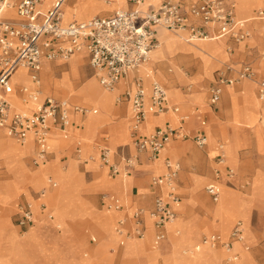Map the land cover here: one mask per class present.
I'll return each mask as SVG.
<instances>
[{
    "label": "crops",
    "instance_id": "1",
    "mask_svg": "<svg viewBox=\"0 0 264 264\" xmlns=\"http://www.w3.org/2000/svg\"><path fill=\"white\" fill-rule=\"evenodd\" d=\"M55 1L56 0H53L47 6V8L42 9V5H41L39 6V9L42 12H46L52 7ZM66 1L68 0H65V2ZM242 1H247V0H242ZM69 3L72 4L73 0L72 1L70 0ZM129 8H131V6L125 2V8H122V9H129ZM258 8L264 9V6H262L261 8L256 7L257 10L252 12V15L254 17L257 11L259 10ZM62 11L64 14L65 11H64L63 6H62ZM112 11L114 12L117 10H114V8H111V9H106L103 11L99 10L97 12H90L88 14H85L84 20H77L75 18H72L69 20L65 17V14H64L63 24L67 25L71 22H83V21L90 20L94 17H108L113 14ZM105 12H111V13L100 14V13H105ZM11 13H12V17H8L5 13L3 17L9 18V19H15L17 16L15 15V11L13 9H11ZM73 15H75V12H73ZM238 18L244 20V18L242 17H238ZM260 23L264 24V22L254 19V22H252L249 25V27L246 26L253 33L254 39L251 41H248V39H246L245 41L255 44L257 46V48L254 51L255 55L258 54L260 49L264 51V28H259L256 26V24H260ZM158 33H159V30L157 32V41L159 44ZM223 40H224V44H227L229 42L234 43L233 41L228 40V39H223ZM245 41L239 44H244ZM154 51L152 52L151 56L153 55ZM228 51L229 53H232L231 48ZM217 52H221V57L223 58L222 63L231 60L229 55L224 51L223 44H218L216 46L211 47L207 55H205V53L204 54L202 53L203 58L208 59L212 63L210 72L201 71V73L194 76V74L196 73V70L194 69V67L191 66L194 69L193 76L190 78V82H189L190 84L192 83L194 86L192 91L191 92L184 91L181 88L183 85H180L179 87L185 99L184 106H180L182 110H180L179 105H176V104L170 105L167 100V106L169 108L171 109L178 108V112H176V114L183 115L185 113L186 114L191 113V115L193 116L192 117L193 121L190 122L191 120L190 121L188 120L187 122V120H185L183 123H180L179 121L173 118V113H175L173 111H169L168 113H165L166 116L160 119L157 117L163 114H160V115L151 114L153 118L149 121V124H146L145 123L146 121H145L142 125L141 131L138 130L137 132L138 136L143 137V136L148 135V133L153 132L157 128H166V127L177 128L179 125H182L183 129L186 130V127H187L186 124H187L191 126L189 129H187V131H189V133L192 134V136L200 135V136H205L207 138L208 136H207L206 128L209 127V133L214 138V141H216V143L214 144V150L209 149L208 140L204 147H199L194 143L196 145L195 147L192 145L191 142L175 139L174 140L175 142H173L174 144H172L171 148H168V149L170 152L176 150L178 153L177 154L178 156L176 159H171L169 156H165V158H163L162 160L163 167L160 170H157V166L155 165L156 162L160 160V157L158 158L156 162H149L145 155H140L138 164L130 172V174H128V175L133 174L134 178L131 180V185L129 189L126 191V195L130 199L131 206L144 207V208H147L148 210H151L153 207V201L155 197L161 194L163 191L160 188L152 187L150 181L147 186V181H148L149 176L150 175L158 176V175L163 174L165 172V168H164L165 160H171L175 162L180 161L181 167H180V172L178 174L177 184H178V192L180 189L181 192L185 194V197L183 198L182 197L183 194L179 192L180 198H181L180 203L183 200H185V202H184L183 207L179 209V211H177L178 206L175 208L176 216H178L179 214L182 216L183 219L184 218L187 220L192 219L198 226H204L205 224L214 222L215 221L214 216H213L214 205L219 203V201L221 200V195H222L221 184L224 185L225 187L231 190V192H225V195H226L225 201H227L230 198L234 199L236 204L239 207V210H238L239 213L236 216H232L230 223L227 221L228 218H227L226 213L224 214L223 217L216 219L217 221H219L218 227L219 229H221V231H224L228 228V235L226 238L221 236L218 232H212L211 234H205V235H208V236L214 235V236H217L221 242H227L229 241L230 232L232 231L233 227L235 226L237 222L241 221L243 225L244 242L243 243L233 242L231 247H233V253L238 256L237 264H254L252 261L251 253L248 251L249 248L247 244L256 243L261 238L262 233H264L262 232L264 231V228H259L258 225L255 226L253 224L252 207L254 206L255 203L264 200V198H255L254 202H252L251 204V199L249 198V196L251 195V188L253 186L264 185V166L262 167L259 166L258 168H254L253 163H252L253 162L252 157L254 156L252 155V153H254L257 156L256 157L257 160L260 159V161H264V130L259 128V124L261 122H257L258 120L257 116L259 115L258 112L264 113V111H262V109L259 110L256 102L252 101V97L256 95V90L253 87V85L251 83L243 82V81L238 82L239 84L236 83L237 85L234 84L232 86L223 87L219 100L216 103H211L210 89L215 85L219 74H217L216 77L213 78V81L211 82L207 90L204 88L205 85L203 83V79L211 78L213 68L216 67L217 63H219L213 58V55L216 54ZM79 55H82L83 58H86L88 60V65H89V56L86 51H81L79 53H76L72 55L70 58L73 59L74 57L79 56ZM203 58H200L197 60L203 62ZM260 60L261 59L256 60L254 62V70L257 73V76L264 74V71L258 72V62ZM57 61L59 60L54 61V60L42 59L40 70L36 73V76L39 80L38 85L35 84L32 79L34 72L30 68L20 67V68H26L28 77L33 83V87H23L22 85L16 83L15 87H16V94L18 98L19 99L25 98L23 97L24 94L22 93V88H27L30 91H38V100H37L38 102L32 101V102H29L28 104H25L24 102L26 109H32L35 105L43 103L45 98L47 97H53L56 100H63V99H57L60 97L56 98V96L53 95L55 92V86H54L55 84L52 81L57 80V79L60 80L63 77L62 75H59L56 77L55 69L59 67H63L62 70H64L67 67L66 65L58 66L59 64L57 63ZM212 61H216L217 63H213ZM175 63L178 65V67H180V69L182 66H185L182 63H179L177 61ZM164 64H165V71L172 72L171 64H168L166 62ZM47 65H51L54 68L53 73L49 71ZM168 66H170L171 68L167 69ZM82 69L85 72V76L78 78V80L74 79V84L76 87L79 82H81V85L79 86L81 87L89 79L92 78L86 75L88 74V72L86 73L85 66H83ZM139 70L140 68L128 73L126 76L121 77L118 80L115 86L117 89L116 91L117 97L122 96L126 90H134L136 81L139 77L142 78L141 84L143 85L145 90L149 92L152 81L147 82V78L145 81L143 77L141 76V72H139ZM41 72H42V78L40 75ZM227 75L231 76L230 72L227 73ZM97 82H98V85H100L99 81ZM242 82L245 84H242ZM11 86H12V89L14 90V86L12 85V82H11ZM163 86L165 87V85ZM231 88H234L235 93H236V96L233 99H230L227 96V91L228 89H231ZM40 92L45 96H41ZM236 99L241 102V105H240L241 107L239 108L234 107V101H236ZM65 101H67L70 104L69 125L66 128V130H61L58 126H53L51 128V132L49 135L50 138H49L48 146H47L48 155H47V158L43 162H40L37 165L34 164L36 144L33 138L30 139L29 147H26L25 144L18 143L14 139H13L14 142L4 143L5 147L2 144L3 149L0 151V162L5 167V177L0 180V214H1L2 208L4 209L12 208V214L10 215L9 219L8 217H6V215H3L2 217H0V256L2 254L1 247L3 246V244H7L6 241H10L12 237L15 236L16 234L19 235V232H17L16 230V227H18L17 221L19 217L18 207L20 205H24L28 203V204H31L32 206L33 223L25 231L29 233L30 235V239L25 248V251L26 252L34 251L38 253L41 256L43 262L46 264H55L54 262H56L57 260L63 262L64 264H73L75 260L86 261V260L78 259L82 255L83 250L80 252L82 245H79L78 242L75 241L74 237L68 235L67 229H66V227L68 228V225L70 222L72 221L78 222L82 220H88L90 224L92 225V228L94 229V231L96 233L99 232L98 234L101 235V239L104 238L103 246L99 250L97 249L96 251V254L99 255L100 258L99 260L94 261L92 264H122L123 259H126V257H129V256H131V258H134L137 253H140V259L142 261H145L148 264H152L154 262L153 260L144 259V256L142 254L143 250L139 248L141 244L132 245L135 242H138L141 240L132 241V242H124L125 238L127 237V234L132 233V227L129 226L128 223H126L124 226V233L117 234L115 232L116 236L112 233V229L110 233H105V232H102L97 227L96 224L102 221L105 215L106 217L108 216L110 217V219H112L111 220V225H112V222L114 220V217L112 216V214H110L112 212L99 211L95 209L92 204L84 201L81 198V195L84 192H86L87 194H94L97 191H106L105 188L100 183V180L102 177V173L100 172V170H92V171L86 170L87 172H91L92 175L94 176L93 181L87 184L82 176V185H80L77 195L73 194L71 196L74 199L69 198L68 196L69 195L68 193L71 192V190H69V186H65V189L59 194L56 200L59 206L58 213H60V215L64 217L65 222H66L65 227H63L64 229H62L61 231H59V229H61V225L54 221L55 218L53 217L52 214H49L46 216L42 213V211H46L47 209V203L43 199V196L46 193L45 191H48V192L53 191L56 189V187H51L48 185L42 188L34 196L31 195L32 190L36 188L32 186V184L28 181V176L26 175L29 171H31L28 168V160L30 156H32L31 163L35 167V169L39 167L40 165L47 163L48 158L51 154H54L53 159L51 161H55L57 158V154L54 151H52V147L54 146V143L51 139V135L54 133H58L64 139H66V136L68 137V131L70 129L72 132H74L76 131V128H81V125L79 124V122H77V115H80V118H86L88 116L87 111L86 113H78L73 110V106H77L83 110H87L86 108L76 105L74 102H70L68 100H65ZM115 102L118 103V105H116L115 103V106L119 107L121 111V115L124 116L128 112L131 118V111H130L129 104L125 101L118 102L117 99H115ZM224 103L226 104L225 109L222 108V105ZM83 105H86V104H83ZM217 107L221 108V110L218 112H217L218 110ZM112 113L116 115L115 110H113ZM117 119L118 118L115 117L113 123ZM124 124L125 122L124 120H122V123L118 124L121 126H118L117 128L118 129L119 127L122 128ZM129 129H130V121H129ZM106 131L107 130H105V128L101 129L100 131H96V133L93 136V141L96 142V140L99 137H102L103 134L106 133ZM224 135H227V136L229 135L232 141H235L239 144L238 149H237V165H236L237 169H234L232 166L226 163L225 167L233 169L235 173L231 177H229L226 173V168L224 167L221 169L220 175L216 177L213 171L214 169L213 167L212 168V178H210L208 184L205 186V192L214 204L212 205L208 204L206 200H201L200 201L201 204H200L199 200L201 199L200 197L202 196L201 190L203 189V186L205 185V183L208 181V177L210 174L211 160H213V164L215 165V159L218 153L217 145L218 143H221L218 141H223L222 137ZM4 136L5 138L12 139L10 137H7L4 134V132L0 130V138H3ZM121 137H122L121 134L117 135L118 140L119 139L121 140ZM131 138L132 137H130V139L127 140L128 141L127 143L123 144L126 146L122 147L121 144L117 145L116 147L117 149H115L112 152V159H114V161L115 160L118 161L119 158H123L124 156L132 157L136 154L135 148L134 146H132ZM72 140L73 138L71 137L68 138V141L64 145V149L61 151V153L65 152L64 150L68 148V145L71 144ZM130 143H131V146H130ZM224 145L226 146V143H224ZM2 146L0 145V147ZM91 148H96V147L90 146L88 148L86 155L90 153ZM224 151H225V154L227 155V149H225ZM77 153H79L78 150H77ZM94 154H95L94 156L97 157L98 162L102 166H105L100 162V158H99L100 147H97L94 150ZM86 155L80 156V157L85 158ZM70 161L72 162L71 163L72 167H74L77 170L76 161L73 159H71ZM154 169H156V171ZM106 170L110 176V179H114L115 177L117 178L121 176L122 174L121 172L120 174L113 176L110 173V170L108 167ZM245 178L249 179V190L246 193L241 192L240 190H237L236 188H234L236 187L235 186L236 184L239 185L243 183ZM53 181L55 182V180ZM210 185H214L218 188L219 200L217 202L213 201L212 197L206 191V187ZM111 190L114 192L121 191V188L113 186ZM42 191H44V193H42ZM197 194H199L198 195L199 197L197 196ZM42 204L45 205V208L43 210L41 209ZM101 204L102 206H104V202L102 200H101ZM250 204H251V208H250ZM101 213H106V214L101 216ZM35 214L37 216V220H35ZM121 215L122 214L120 213L117 215L119 217L116 219L115 224L118 225ZM49 216H52L51 219L49 218ZM94 216L97 217L96 221H93L91 219ZM237 218H242L244 222L241 219H237ZM143 221H144L145 230L147 231L149 226H152V222L149 221V219L146 216L144 217ZM53 222H55L54 226L51 225ZM58 225L60 226L59 229H57L56 227ZM19 230L21 232L20 228ZM115 230H116V227H115ZM153 233L155 234L154 230H153ZM202 234L203 233H200L199 236ZM165 235H166L165 240L158 244H156L153 239V242H152L153 246L154 247L163 246V244L167 241L168 232H167L166 227H165ZM221 237L224 240L226 239V241L224 240L222 241ZM198 238H196V240ZM137 239H140V238H137ZM196 240H194L193 242H195ZM90 241L92 243H95L96 242L95 237H92ZM113 244H118V246L121 248L119 249V252L115 254H108L107 248H109V246ZM199 248L204 249V250L206 249L208 251H204L201 256L198 255L197 260L191 261V260L182 258L179 255V250L177 252V250L175 251V249H173L171 245H167L165 249L162 250V255L166 257L174 251V257H172L173 261L171 260V258H168V261H172V263L167 262V260L164 262L160 260V261H157L156 264H175V263L177 264H221V262L224 261V258L227 255V253L224 252V250H223V254H221L219 251H217L218 249L216 248L211 249L207 245L202 244L201 241L199 242L198 246L194 247V250L188 251L187 255L192 256L194 252L200 250ZM106 249H107L106 251L107 253L105 252ZM84 256L86 257L87 254H85ZM243 256L246 259H249L248 262H245V261L240 262ZM57 263L61 264L60 262H57Z\"/></svg>",
    "mask_w": 264,
    "mask_h": 264
},
{
    "label": "built area",
    "instance_id": "2",
    "mask_svg": "<svg viewBox=\"0 0 264 264\" xmlns=\"http://www.w3.org/2000/svg\"><path fill=\"white\" fill-rule=\"evenodd\" d=\"M44 0H0V130L7 137L24 144L29 135L36 144L34 164L43 162L48 155L47 141L53 126L66 130L69 125L70 104L65 100L45 98L36 110L31 113L12 111L5 95L11 89V76L19 67L30 68L35 84H39L36 73L40 70L42 59L68 60L72 55L86 51L89 65L97 75L99 84L111 90L121 77L137 70L148 62L152 51L158 46L157 32L165 29L170 32L185 31L188 41L204 39H228L236 44L245 41L250 33L246 20L239 19L235 12L234 0H159L156 4L146 0H124L131 6L129 9L114 11L108 17H94L83 22H62V4L65 0H56L52 7L42 12L39 6ZM13 9L15 19L4 18L6 10ZM254 19L264 22V9H259ZM231 71L219 73L215 85L210 89V101L216 103L222 93V88L236 84L239 80H253L256 74L249 64H244L236 72V76H228ZM142 79L138 78L134 90H126L117 101H125L131 109L130 131L132 144L136 154L124 156L121 169L111 163L112 152L106 146L100 148V162L108 166L113 176L130 174L138 164L139 156L145 155L149 162L160 157L161 150L172 140H185L190 136L185 134L182 125L177 128H157L146 136L137 135L138 127L148 114H159L171 108L167 106L165 87L153 80L149 92L143 87ZM257 95L264 102V77L257 82ZM23 97L36 101L38 91L22 88ZM78 113L85 110L73 106ZM178 112V108H172ZM185 119L179 118L183 123ZM199 147L207 143L205 136H192ZM80 146V143H77ZM80 152V150H78ZM226 166L223 146L218 145L215 159L214 174L218 177L221 169ZM165 172L151 177L154 188L166 187L155 197L153 207L149 210L152 227L155 232L156 244L165 240V224L176 216L175 208L180 203V194L176 184L180 172V164L175 161H164ZM226 168V167H225ZM229 177L233 169L226 168ZM48 185L56 187L53 180ZM213 201L219 200L218 188L214 185L206 187ZM44 193V191H42ZM108 209L120 210L122 205L111 195L102 197ZM45 205H41L43 210ZM31 204L18 207L17 226L24 233L33 223ZM145 214L142 208H137L131 215L133 221L132 233L127 237L142 238L145 234ZM49 218H51L49 216ZM125 219H121L116 227L118 234L124 233ZM242 225L237 222L230 232L229 241L221 242L217 236L211 235L203 239L212 247L221 246L227 252L225 264H236L238 256L230 252L234 241L241 240Z\"/></svg>",
    "mask_w": 264,
    "mask_h": 264
},
{
    "label": "rangeland",
    "instance_id": "3",
    "mask_svg": "<svg viewBox=\"0 0 264 264\" xmlns=\"http://www.w3.org/2000/svg\"><path fill=\"white\" fill-rule=\"evenodd\" d=\"M47 1H49V3H51L53 0H47ZM92 1L100 2L101 3L100 10H102V11L106 10V9H111V8H114V10H119V9L125 8V2H123V1H117V2H110L109 0H92ZM152 1H154V0H152ZM234 1H235L236 15L238 17H242V18H244V20H246V22H247L246 26L247 27H249V25L252 22H254V16L252 15V12L257 10L256 7L261 8L262 6H264V0H247V1H244L246 3V5H245L246 11L241 12V11H238V8H237L238 0H234ZM64 11H65V9H64ZM106 13H111V12H105V13H100V14H106ZM64 14L66 17V11L64 12ZM248 15H249V17H248ZM250 19H252L251 20L252 22L248 21ZM78 20H83V19L78 18ZM256 26L259 28H264V24H261V23L256 24ZM248 31L250 33V36L248 37V41H251L254 38V35L249 29H248ZM179 32H177V33H179ZM160 33H161V31L159 29V33H158L159 43H160V37H159ZM182 33H184V36L187 37L186 32H182ZM165 36H167L168 38H172V37L175 38L178 35H176L174 33L173 34L168 33ZM222 41H223L222 44H223L224 51L229 55L231 60L222 63L223 58L221 57V52H217L216 54L213 55V58L216 61H218L219 63H217L216 61H212L213 63H217L216 67H214L212 70V76H211V78L203 79V83L205 85L204 88L206 90L208 89L209 85L213 81V78L216 77L217 74L225 72L227 67L231 68V71H230L231 76H236L235 75L236 72L238 70H240V68L244 64H249L252 67L253 71L255 72L254 62L256 60L261 59L258 62V72L264 71V51H262V49H260L258 54L255 55L254 51L257 48V46L255 44H252V43H249L246 41L244 44H235V43H230V42L227 44H224L223 39H222ZM182 43H183V41H182ZM205 43H208V42H205V41L204 42L203 41L192 42L191 45L200 46L201 44H205ZM230 48L232 49V53H229V51H228ZM156 50H158V47L156 48ZM177 56H175V57H177ZM200 58H203V54L191 55L190 58L188 59V61L183 62V65H185L186 67L182 66L181 69H180V67H178L179 71L186 78L185 85L181 84V85H183L181 88L184 91H187V92L190 91L191 92L193 87H194L192 83L191 84L189 83L190 78L193 76L194 69L196 70V73L194 74V76L201 73V71H204V72L209 71L210 72V68L212 65L211 61H209L206 58L205 59L203 58V62L197 60ZM70 59H72V58H69L67 61L66 60H59V61H57V63H62L63 65L68 66V64L71 61ZM84 59H85V70H86V73L88 72V74H86V75L88 77H92L89 80H95V79L97 80V75L89 67L88 60L86 58H84ZM172 61H173L172 55L163 56L161 58L160 63H158L151 56L150 60H149V71L147 72V74H146L147 77L145 76V78H147V82H149V80H152V78H153V80H156L160 84L162 83L163 85H165L167 93H168V103L170 105H172V104L179 105L180 110H182L180 106H184V100L185 99H184V96L182 95L181 90L179 89L180 83L174 81V77L172 78L171 75L174 72L173 69H172V72L165 71V64L164 63L166 62V63L172 65V63H171ZM192 61H194V62H192ZM191 66L194 67V69ZM170 68H171L170 66L167 67V69H170ZM62 69H63V67H59V68L55 69V76L56 77L60 75V71ZM153 69H157V70H153ZM64 70H62V71H64ZM158 71H161L162 74H161V72H158ZM255 74L257 76L256 72H255ZM40 75L42 78V72ZM262 76H264V74L257 76L256 78H253V80H239V81L251 83L256 90L255 96L259 99V97L257 95L256 82ZM243 82H242V84H245ZM19 84L22 85L23 87H33V83L31 82V80H28L26 82H21ZM85 84H83L81 87H83ZM80 85H81V82H79L77 84V87H79ZM81 87H79V88H81ZM99 87L105 93L112 94L114 96L113 97L114 103H116L115 102V99H117L116 87L111 91H105L103 89V87L100 85H99ZM172 88H174L176 92L178 91L180 95L173 96L172 92H171ZM228 92H231L232 94L228 93ZM15 95H16V97H18L16 94V87H15ZM40 95L45 96L43 94H40ZM53 95L56 96V98L60 97L57 99L68 100L70 102H74L76 105H79L81 107L86 108L87 110H85V111L88 112V116L86 118H80V115H77V122H79V124L81 125V128H76V131H74V132H72L70 129L68 131V137L66 136V139H64L60 134L58 135V136H60V139L58 140L57 143H54V146L52 147V151H54L57 154V158L55 161H51L53 159V156H54V154H51L48 158L47 163L40 165L39 167H37L35 169V167L31 163V157L32 156H30V158L28 160V168L31 171H29L26 175L28 176V181L32 184V186H34L36 188V189L32 190V192H31L32 196H34L36 193H38L42 188L48 186V181L51 179L55 180V182L57 184L56 189L52 191V192H54V195L52 196V200H53L52 202H50L46 198L48 193H50L51 191H49V192L45 191L46 193L43 196V199L47 203V209H46V211H42V213L46 216L49 214H52L53 217L55 218L54 221L61 225V229H59V231L64 229L63 227H65L66 222H65L64 217L62 215H60V213H58L59 212V206L56 202L59 194L65 189V186H69V190H71V192H69V190H68V192H69L68 196H69V198L74 199L71 196L73 194L77 195L79 187H80V185H82V176H83L85 182L87 184H89L90 182L93 181L94 176L92 175L91 172H87V171L100 170V172L102 173L100 183L105 188V190L107 192L106 191H97L94 194H87L86 192H84V193H82L81 198L84 201L92 204L94 206V208L99 210V211H108V212H113V213H114L113 208L108 209L106 207V205L102 206L101 200H102V197H104L105 195H110V194H111V196L113 195L115 198H117V200L122 205V208H121V211H118V213L117 212L115 214L110 213L114 217V220H113L112 225H111L112 219H110L107 231L111 232V229H112V233L116 236L117 232L115 230V227H117V224H115V221L119 217V216H117L119 213L122 214L120 220L125 219L126 223H128L129 226L133 227V224H132L133 221L131 220V215L134 212V210H136L137 208H142L145 211V213H144L145 216L147 218L151 219L149 216V212H148L149 210L147 208L131 206L129 198H128V201L125 203V201H124L125 192L123 190H121L120 192L119 191L114 192L110 189V187H112L116 184V181L118 179L121 178V180H119V183H123L122 179H127V180L133 179L134 175L133 174L127 175V174L122 172L121 176H119L117 178L115 177L114 179H110V176L106 170L107 167L102 166L98 162L97 157L94 156L95 155L94 150L97 147L101 148V147L106 146V147H109L111 152H113L115 149H117L116 148L117 145L121 144L122 147L126 146L123 144L127 143L128 142L127 140L130 139V136H131V132L129 129L130 116H129L128 112L126 115H124V116L121 115L119 117H117L114 114L109 113L108 117L106 116L105 119L100 120L97 123V125H96L97 129H95V132H93L92 128L86 129L88 126L87 120H88V118H90L92 116V114H94L93 108L97 105V103H95V105H94L93 102L81 100V99L77 98L74 94H68L61 89L55 90ZM227 96L230 99H233L236 96L235 89L234 88L228 89ZM255 96H253L252 99ZM5 98L9 102L11 109L13 111L26 109L24 102H22V99H20V100L23 104L21 102L14 103V101H12L13 100L12 97H10L8 94L5 95ZM83 104H86L87 106L83 105ZM262 104H264V102H262ZM116 105H118V103H116ZM240 105H241V102L236 99V101H234V107L239 108V107H241ZM115 107H118V106H115ZM225 107H226V104L224 103L222 105V108L225 109ZM217 109H218L217 112L221 110V108H219V107H217ZM165 116L166 115L163 114L157 118H164ZM115 117H117L118 119L113 123ZM125 117H128V122H127L126 126H123L122 128L119 127V129H118L117 127L121 126L118 124H121L123 118H125ZM180 117H183L185 120H187V122H188V120L189 121L191 120L190 122L193 121V118H192L193 116L191 115V113L190 114L185 113L183 115H178L176 113H173V118L175 120L179 121ZM152 118H153L152 115L148 114L145 123L149 124V121ZM257 119H258L257 122H261L262 124H264V115L261 116L259 114L257 116ZM82 124L85 126L82 127ZM186 126H187L186 132H184V133L188 134L190 137L183 140V141L191 142L192 145L196 147V145L194 144V141L192 140V134H190L189 131H187V129H189L191 126H189L187 124H186ZM103 128H105V130H107L106 133L103 134V136H105V137H103V136L99 137L96 140V142H94L93 141L94 134L96 133V131H100ZM141 129H142V127L140 128V131H141ZM206 132H207V136H208L207 140H208L209 149L214 150V144L216 143V141H214V138L209 133V127L206 128ZM118 134H121V136H122L121 140L120 139L118 140V138H117ZM70 137L73 138L71 144H69L68 148L64 150L65 152L61 153V151L64 149V145L66 144V142L68 141V138H70ZM230 138L231 137L229 135L228 136L224 135L222 137L223 141H218V142H221V143H218V145L223 144V149L224 150L227 149V155L225 154L226 163H228L234 169H237V167H236L237 158H234V159L232 158L231 153H230L229 144L226 141L227 139H230ZM28 139H26V141ZM177 140H181V139H177ZM131 141H132V139H131ZM173 142H175V141L169 142L166 146H169L168 148H171L172 144H174ZM77 143H80V146L77 145ZM224 143H226V146L224 145ZM218 145H217V149H218ZM90 146L96 147V148H91L90 153L88 155H86L88 148ZM130 146H131V143H130ZM132 146H133V144H132ZM238 146H239V144L237 143V145L235 147L236 157H237ZM127 147H128V145H127ZM77 150H80V152L77 153ZM177 154L178 153L176 150L170 152L169 149L167 151H163V154L160 153L161 160L157 161L155 164L157 166V169L160 170L163 167L162 166L163 165L162 160H163V158H165V156H169L171 159H176L178 156ZM84 155H86L85 158L80 157V156H84ZM133 155H134V153H133ZM210 155H211V153H210ZM252 155H254L252 157V161H253L252 163H253L254 168H258L259 166L260 167L264 166V161H260V159L257 160L256 159L257 156L254 153H252ZM71 159L76 161V168L81 174L74 167H72V164H71L72 162L70 161ZM110 162L116 164L119 169H121L123 164H124L122 158H119L118 161H116V160L114 161V159H111ZM178 162H179V164H181L180 161H178ZM52 165H53V167H52ZM210 165H211V167H210V174L208 177V181L205 183V185L203 186V189L201 190L202 196L200 197L201 199L199 200L200 204H201V202H200L201 200H206V202L208 204H211V205L214 204L205 192V186L208 184L210 178H212V168L215 167V165L213 164V160H211ZM180 167H181V165H180ZM234 173H235V171H234ZM4 177H5V167L0 162V180L3 179ZM151 177L152 176L150 175L148 178L147 186H148V183H149ZM39 180H40V182L35 186L34 183H36V181H39ZM21 183H22V181H21ZM176 184H177V182H176ZM177 186H178V184H177ZM221 186H222L221 200L219 201V203L214 205L215 208L213 209V216L215 219L214 222L205 224L204 226H198L192 219H189V220H187L185 218L183 219L182 216L178 214V216H176V218L172 222L167 224L166 229L168 232V239L165 243H166V245H171L172 248L175 249V251L177 250V252H178V250H179V255L182 258L187 259V260H191V261L197 260L198 255L201 256L204 251H208L206 249L204 250V249L199 248L200 250L194 252V254L192 256L187 255L188 251L194 250V247L199 245V242L202 240L203 237L205 238L206 236H208L205 234H211L212 232H218L224 238L227 237L228 228L224 231H221V229H219V227H218L219 221H217L216 219L223 217L224 214L226 213L227 218H228L227 221L230 223L232 216H236L239 213V211H238L239 207L236 204L234 199L230 198L227 201H225V197H226L225 192H231V190L222 184H221ZM235 186L236 187H234V188H236L237 190H240L241 192L246 193L249 190V179L245 178L243 183H241L239 185L236 184ZM179 192H181L180 189H179ZM107 193H109V194H107ZM198 195L199 194H197V196ZM182 197L184 198L185 194H183ZM249 198L251 199V204H252V202H254L255 198H264V185L253 186L251 188V195L249 196ZM184 202H185V200H183L178 205L177 211H179V209H181L183 207ZM251 204H250V208H251ZM218 207H223L222 208L223 211L220 214H216V209ZM11 214H12V208L11 209L10 208H8V209L2 208L0 217H2L3 215H6L9 219ZM105 214L106 213H101V216L105 215ZM252 214H253V218H252L253 224L255 226L258 225L259 228H264V200L254 204V206L252 207ZM104 217H106V215ZM91 219L93 221H96L97 217L94 216ZM237 219H241L244 222V220L242 218H237ZM237 219H235V220H237ZM35 220H37L36 214H35ZM55 222H53L51 225L54 226ZM240 223H241V221H240ZM96 225L98 227V224H96ZM170 226H171V229L169 228ZM66 229H67V234L74 237L75 241H77L79 245H82V247L80 249V252L83 250L82 255L78 259L86 260V261L75 260L73 262V264H92L94 261L99 260L100 257H99V255L96 254V251H97V249L99 250L103 246V240L104 239L101 240V235H99L98 233H96L94 231V229L92 228V225L90 224V222L88 220H82V221H78V222L72 221L69 223L68 228L66 227ZM16 230H17V232H19V235L16 234L14 239L12 238L10 241H6L7 244H3V246L1 247L2 254L0 256V264H22V263L23 264H46L43 262L41 256L38 253H36L34 251H31V252L25 251V248L27 246L26 244H28V241L30 239L29 233L25 232L26 230L24 231L25 233L20 232L18 227H16ZM262 232H264V231H262ZM200 233H203V234L199 236ZM198 236H199V238H198ZM92 237H95V239H96L95 243H92L90 241V239ZM196 238H198V239L196 240ZM153 239H154V233L152 232L151 239H150V241L148 240V230H147L142 238L137 239L134 236H130V237H126L124 242H132V241H138V240L146 241V244L148 245V254H155V253H158L164 245L160 246V247H154L153 243H152ZM194 240H196V241L193 242ZM223 240L224 239L222 238V241ZM141 241H138V242H141ZM224 241H226V239ZM247 246L249 248L248 251L251 253L253 263L254 264H264V233H262L261 238L256 243L247 244ZM120 248L121 247H119L118 244L110 245L109 248H107L108 254H115V253L119 252ZM107 249L105 250V252L107 251ZM216 249H218L217 251H219L221 254H223V249L221 248V246H217ZM230 252L233 253V247H231ZM85 254H87L86 257L84 256ZM172 257H174V251L166 257L161 255V257L157 258L156 262L160 261V260H162V261L167 260V262H169L168 258H171V260L173 261ZM144 259H145V257H144ZM172 261H170V262L172 263ZM57 262L64 264L63 262H61L59 260H57L54 263L58 264ZM240 262H242V258H241ZM130 264H148V263L145 261H142L140 259V256H138L133 261H131ZM175 264H177V263H175ZM221 264H225L224 261L221 262Z\"/></svg>",
    "mask_w": 264,
    "mask_h": 264
},
{
    "label": "bare ground",
    "instance_id": "4",
    "mask_svg": "<svg viewBox=\"0 0 264 264\" xmlns=\"http://www.w3.org/2000/svg\"><path fill=\"white\" fill-rule=\"evenodd\" d=\"M70 0L64 2L62 4L63 8L65 9L66 11V18L67 19H72V18H75L78 20V18H82L83 20L85 19V14H88L90 12H97L100 10V7H101V3L98 2V1H92V0H73V3H69ZM72 1V0H71ZM110 2H117V1H123L124 0H109ZM159 0H146V2H150L152 4H156ZM49 1L47 0H44L42 2V9H45V7L47 8V6L49 5ZM40 5V6H41ZM246 3L242 0H238V4H237V8H238V11H241V12H244L246 11ZM122 9H119L117 11H120ZM73 12H75V15H73ZM240 12V13H241ZM5 14L8 16V17H12V13H11V10H6ZM249 17V15H248ZM64 20V14H63V11H62V22ZM252 19L248 20V21H251ZM252 22V21H251ZM161 33L159 34V37H160V43L159 45L157 46L158 47V50L154 51L152 57L158 62L160 63L161 62V58L163 56H169V55H172V59L173 61L171 62L172 63V69H173V74L171 75L172 78L174 77V81L180 83L181 84H185L186 83V78L185 76L179 71L178 69V65L175 63L176 61L179 62V63H182L183 62H186L188 61V59L190 58L191 55H197V54H204L207 55L208 52L210 51V48L213 47V46H216L218 44H222V39H219V40H214V39H204V40H197V41H188L187 37L184 36V33L182 32H185V31H177V32H170V31H167L165 29H160ZM176 34L178 35L177 37L175 38H168L167 36H165L166 34ZM248 39V38H247ZM254 39V38H253ZM252 39V40H253ZM183 41V43H182ZM199 41H205V42H208V43H205V44H201L200 46H195V45H191L192 42H199ZM189 43V44H188ZM153 52V51H152ZM152 54V53H151ZM213 54V53H212ZM178 55V56H177ZM177 56V57H175ZM151 57V55H150ZM192 58V57H191ZM152 59V58H151ZM205 59V58H204ZM150 60V58H149ZM149 60L147 63H145L144 65H142L140 67V70L139 72H141V76L143 77V79L145 80V75L147 74V72L149 71ZM151 63V62H150ZM261 63V62H260ZM59 65L58 66H63L62 63H58ZM154 65V64H153ZM83 66H85V60L83 58L82 55H79V56H76L74 57L70 63L68 64V66L65 68L64 71H61L60 75H62V79H57V80H53L52 82L55 84V90L57 89H61L63 90L64 92L68 93V94H74L77 98L81 99V100H86V101H90V102H93L94 105L95 103H97V105L93 108L94 110V114H92V116L90 118H88L87 120V128L86 129H89V128H92L93 129V132H95V129H97V123L100 121V120H103L105 119V117L107 116L108 117V114L112 113L113 110L116 111V116L119 117L121 116V111L119 109V107H115V103H114V100H113V95L112 94H109V93H105L102 89H100L99 85H98V82L97 80H89L88 82H86V84L81 87V88H77L74 84V79H77L78 78H81L82 76H85V72L84 70L82 69ZM49 71H51L52 73L54 72V68L51 66V65H47ZM156 67V66H155ZM153 70H157V69H153ZM159 70V69H158ZM158 72H161V71H158ZM162 74V72H161ZM140 75V74H139ZM12 79V85L14 86V90L10 89V91L8 92V95L10 97H12V101H14V103H18V102H21V100L16 97L15 95V85L16 83H21V82H26L28 80H30V78L28 77V74H27V71H26V68H17L16 71L13 73V75L11 76ZM139 77V76H138ZM147 77V76H146ZM152 77V76H151ZM94 78V77H93ZM140 78V77H139ZM150 78V77H149ZM142 79V78H141ZM146 81V80H145ZM150 81H153V78L152 80H149ZM156 81V80H155ZM240 82V81H239ZM149 84V83H148ZM120 85V84H119ZM234 85V84H233ZM53 86V87H54ZM227 86H232V85H227ZM179 87V86H178ZM225 87V86H224ZM115 88V87H114ZM113 88V89H114ZM104 89V88H103ZM111 89V90H113ZM223 89V88H222ZM105 91H111V90H107V89H104ZM171 92H172V95L173 96H178L180 95L179 92L175 91L174 88L171 89ZM166 93H167V90H166ZM228 93H231V92H228ZM40 94H42L40 92ZM232 94V93H231ZM5 97V96H4ZM6 99V98H5ZM38 100V99H37ZM36 100V101H37ZM167 100H168V93H167ZM33 100H30V99H27V98H24L22 99V102H25V104H28L29 102H32ZM253 102H256L257 106H258V109L262 111H264V104H262V101L260 99H258L256 96L252 99ZM21 102V103H22ZM38 102V101H37ZM23 104V103H22ZM17 105V104H16ZM39 104L35 105L32 109H24V110H17L18 112H22V113H31L32 111L36 110V108L38 107ZM11 107V106H10ZM26 108V107H25ZM12 110V109H11ZM13 111V110H12ZM131 111V109H130ZM169 111H172L171 109L165 111V112H161L159 113L158 115L160 114H165V113H168ZM258 114H260L261 116L264 115V113L262 112H258ZM148 116V115H147ZM147 119V117H146ZM145 119V121H146ZM160 119V118H159ZM97 120V121H96ZM125 124L124 126H126L127 122H128V117H125L123 118ZM144 121V122H145ZM143 122V123H144ZM142 124H140V126L138 127V130H140V128L142 127ZM85 125L82 124V127H84ZM259 128H261L262 130H264V124H259ZM131 132V131H130ZM5 134V133H4ZM149 134V133H148ZM59 134L58 133H54L51 135V139L53 141V143H57L58 140L60 139V136H58ZM131 137V136H130ZM29 138V139H28ZM28 140L25 142V146L26 147H29L30 146V139H32V136L29 135L28 136ZM50 138V137H49ZM49 138H48V141H49ZM132 139V138H131ZM48 141H47V145H48ZM174 141V140H172ZM227 143L229 144V148H230V153H231V156L232 158H237L236 157V151H235V147L237 145V142L235 141H232L231 138L230 139H227L226 140ZM9 142H14L13 139H8V138H0V145L2 146V144L4 145V143H9ZM16 142V141H15ZM171 142V141H170ZM18 146V145H17ZM16 146V147H17ZM223 146V145H222ZM5 147V145H4ZM169 146H165L162 150H161V153L163 154V151H167ZM8 148V147H7ZM3 149V146L0 147V151ZM16 149V148H15ZM18 149V148H17ZM22 150V149H20ZM224 151V149H223ZM224 155H225V151H224ZM226 158V157H225ZM158 160V159H157ZM157 160H154L152 162H156ZM161 160V158H160ZM200 160V159H199ZM163 163V162H162ZM106 166V165H105ZM108 167V166H107ZM165 168V167H164ZM156 171V169H154ZM158 170V169H157ZM119 180L118 179L116 181V184L114 185L115 187H118V188H121V190H123L125 192V198H124V201L125 203L128 201V196L126 195V191L129 189L130 185H131V180L132 179H122L123 183H119ZM125 181V182H124ZM40 182L39 181H36V183H34V185L36 186L38 183ZM113 187V186H112ZM110 187V189L112 188ZM162 191L165 193L166 191V187L163 186L162 187ZM120 192V191H119ZM123 192V193H124ZM54 195V192H50L48 193V195L46 196V198L52 202V196ZM69 206V205H68ZM72 206V205H71ZM67 208V207H66ZM69 208V207H68ZM215 208V207H214ZM223 207H218L216 209V214H220L223 209ZM70 209V208H69ZM114 213L115 214L116 212L118 211H121L120 210H116V209H113ZM70 213V212H69ZM145 213V211H144ZM5 217V216H4ZM7 217V216H6ZM52 217V216H50ZM151 218V217H150ZM176 218V216H175ZM175 218H173L171 221L167 222L165 224V227L167 226V224H169L170 222H172ZM51 219V218H50ZM149 219V218H148ZM152 219V218H151ZM149 219V221L152 222V220ZM109 222H110V217H104V219L102 221H100L98 223V227L99 229L102 230V232H105V233H110L109 231H107L108 229V225H109ZM242 223V222H241ZM102 224V225H101ZM242 225V224H241ZM57 229L60 228V226H56ZM171 229V226L169 227ZM152 232H153V229H152V226H149L148 228V240L150 241L151 239V236H152ZM99 233V232H98ZM35 235V234H34ZM206 237H209V236H206ZM205 237V238H206ZM13 239L15 238V236L12 237ZM25 238V237H24ZM29 238H30V235H29ZM20 239V238H19ZM104 238H102L101 240H103ZM203 239L204 237L202 238L201 240V243L204 244V245H207L209 248L211 249H215L217 247H212L211 245H209L208 243H204L203 242ZM26 241V240H25ZM14 242V241H13ZM234 242H240V243H243L244 242V236H243V225H242V236H241V240H237V241H234ZM20 244V243H19ZM137 244H141L140 245V249L143 250L142 251V254L143 256L145 257V259H151L153 260L154 262L152 264H156V260L158 257H161L162 255V250L165 249V247L167 246L166 243H164L163 247L161 248V250L158 252V253H155V254H148V245L146 244V241H141V242H135L134 244L132 245H137ZM27 245V244H26ZM14 247V246H13ZM25 248V247H24ZM131 249V248H130ZM248 249V248H246ZM96 250V249H95ZM224 252H226L225 249H223ZM93 251V250H92ZM227 253V252H226ZM130 254V253H129ZM25 255V254H24ZM29 256V255H28ZM133 256V255H132ZM138 256H140V253H137L136 256L134 258H131V256L129 257H126V259H124L122 261V264H130L131 261H133L135 258H137ZM26 259V258H25ZM249 259H246L244 256L242 257V262L245 261V262H248ZM165 260H163L164 262ZM170 262V261H169ZM238 262V261H237ZM23 264V263H22ZM237 264V263H236Z\"/></svg>",
    "mask_w": 264,
    "mask_h": 264
}]
</instances>
